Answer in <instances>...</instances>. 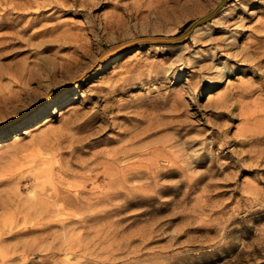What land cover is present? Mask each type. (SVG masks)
<instances>
[{"label":"rangeland","instance_id":"obj_1","mask_svg":"<svg viewBox=\"0 0 264 264\" xmlns=\"http://www.w3.org/2000/svg\"><path fill=\"white\" fill-rule=\"evenodd\" d=\"M221 1L0 0V264H264V0Z\"/></svg>","mask_w":264,"mask_h":264},{"label":"water","instance_id":"obj_2","mask_svg":"<svg viewBox=\"0 0 264 264\" xmlns=\"http://www.w3.org/2000/svg\"><path fill=\"white\" fill-rule=\"evenodd\" d=\"M226 0H222L221 3L218 5L217 9L219 7H221L224 3H225ZM210 15V14H209ZM208 15V16H209ZM208 16H204L203 18H200L198 20H196L193 25L191 26V28L186 31L185 33L181 34L180 36H177V37H165V36H158V37H143V38H139V39H136V40H133L132 42H129L128 44H131V43H135V42H140V41H151V42H165V41H174L175 39H179L183 36H186L187 34H189L201 21H203L205 18H207ZM128 44H124L123 46L109 52L108 54L110 53H113V52H116L117 50L123 48L124 46L128 45ZM104 56H102L99 60H97V62L95 64H93L88 70L85 71V73H87L89 70H91Z\"/></svg>","mask_w":264,"mask_h":264},{"label":"bare ground","instance_id":"obj_3","mask_svg":"<svg viewBox=\"0 0 264 264\" xmlns=\"http://www.w3.org/2000/svg\"><path fill=\"white\" fill-rule=\"evenodd\" d=\"M198 28V27H197ZM196 28V29H197ZM196 29H195V31H196ZM199 30V29H198ZM42 34V32H40V33H36V34H34V37H36V36H38V35H41ZM196 34V33H195ZM194 35V34H193ZM53 45V44H52ZM46 48L48 49V48H50V49H52L53 48V46H51V45H47L46 46ZM27 77V76H26ZM23 84V83H22ZM30 93V92H29ZM111 185V184H110Z\"/></svg>","mask_w":264,"mask_h":264}]
</instances>
